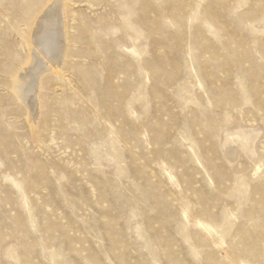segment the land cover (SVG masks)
<instances>
[{
	"label": "rangeland",
	"instance_id": "rangeland-1",
	"mask_svg": "<svg viewBox=\"0 0 264 264\" xmlns=\"http://www.w3.org/2000/svg\"><path fill=\"white\" fill-rule=\"evenodd\" d=\"M24 2L0 0V264H264V0H66L34 107L2 83L34 63Z\"/></svg>",
	"mask_w": 264,
	"mask_h": 264
},
{
	"label": "bare ground",
	"instance_id": "bare-ground-1",
	"mask_svg": "<svg viewBox=\"0 0 264 264\" xmlns=\"http://www.w3.org/2000/svg\"><path fill=\"white\" fill-rule=\"evenodd\" d=\"M41 1L42 0H29L28 2L27 0V3H22L18 12L19 15L17 16V21H23L28 27L25 33L21 31V28L18 29V31L23 36V42H26L28 46V56L34 59L33 65L31 67L28 66L29 68L19 72L22 69L21 65L26 62L25 59H22L21 57L18 62L11 63L3 70L4 73L6 72L4 80L2 81L3 85L10 89V92L12 93L11 95L14 96L15 99L28 103L30 107H34V105L36 106L37 103H40V92L35 91V84L40 70L46 66H51L50 68L52 71L55 70L54 67H58L64 60V57L67 56V53L64 51L65 46L68 43H66L67 41H65V43H63V41L61 42L62 36L68 32L66 31V17L64 18L67 9L66 0L61 1V10L58 16L53 14L54 12L52 13L50 7L44 6L43 2L40 3ZM69 7L70 6H68V8ZM49 61H52L53 63H50V65Z\"/></svg>",
	"mask_w": 264,
	"mask_h": 264
}]
</instances>
